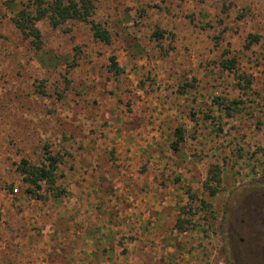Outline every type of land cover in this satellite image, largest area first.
<instances>
[{"label":"rangeland","instance_id":"rangeland-1","mask_svg":"<svg viewBox=\"0 0 264 264\" xmlns=\"http://www.w3.org/2000/svg\"><path fill=\"white\" fill-rule=\"evenodd\" d=\"M28 1L0 0V264H264V0H95L39 49Z\"/></svg>","mask_w":264,"mask_h":264},{"label":"trees","instance_id":"trees-1","mask_svg":"<svg viewBox=\"0 0 264 264\" xmlns=\"http://www.w3.org/2000/svg\"><path fill=\"white\" fill-rule=\"evenodd\" d=\"M14 2L17 0H9ZM95 0H29L21 8L14 10L11 16L15 26L21 31L24 37L28 38L31 44L39 49L41 47V32L36 23L39 20L47 19L53 26L60 25L69 20H78L90 22V17L94 10ZM90 29L95 38L105 43L109 42V33L99 23L91 22ZM235 59L232 58L224 65L225 68L234 67ZM116 65L113 62V66ZM182 133L177 128L175 135L177 139L172 143L174 149L180 141ZM45 163L35 165L26 159H21L18 164V170L22 175V181L26 184V192L35 198H41V183L46 184L52 191L54 196H59L64 192L63 189L54 185L56 181L55 157L48 150L44 156ZM216 174V173H215ZM214 173L213 175V178Z\"/></svg>","mask_w":264,"mask_h":264}]
</instances>
